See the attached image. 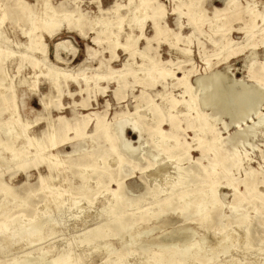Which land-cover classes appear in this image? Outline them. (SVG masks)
<instances>
[{
	"label": "bare ground",
	"instance_id": "obj_1",
	"mask_svg": "<svg viewBox=\"0 0 264 264\" xmlns=\"http://www.w3.org/2000/svg\"><path fill=\"white\" fill-rule=\"evenodd\" d=\"M42 1L43 5L30 21V29L22 32L27 40L25 47L7 36L0 40L25 52L17 57L20 72L12 75L6 60L14 56L0 47V247L4 246L7 254L19 251L21 256L12 264H87L89 253H103L106 259L102 264H130L128 257L132 254V245H136L141 253H148L149 249L141 238L153 231L149 228L131 236L134 225L162 222L164 219L168 221L171 216H176L204 228L209 236L213 228L211 223L224 206L233 213L227 217L230 222L214 230V235H217L213 236L214 243H207V235H203L199 242H191L195 233L188 229L180 245L173 240H165V245L156 247L157 254L151 252L152 257L140 260L139 264H217L221 256H226L232 248H238V242L223 233L230 224H234L232 230L235 236L240 235L245 249H249L254 242L250 217L247 213H239L238 209L250 203L254 206L257 195L261 198V207L264 206V192H257L258 185L264 189V178L260 179L259 174L252 170L246 172L243 169L245 176L243 180H238V185L243 187L246 195H250L248 200L232 186L233 178L229 174L242 170L241 165L246 158L245 154L237 151L239 139L246 135L254 136L256 127L264 126V117L252 123L248 133L237 126L234 137H221L217 127L219 123L224 125L223 117L236 123L237 117L256 106L262 92L255 86L235 87L225 83L221 73L212 68L227 67L230 60L247 52V79L261 87L264 60L258 63L254 54L258 48L264 49V0H243L241 3L238 0H222V7L214 9L212 16L206 14L204 0H175L186 8V21L191 29V34L181 40L177 37L178 33L170 30L164 22L166 11L162 4L155 3L157 0H128V5L124 7L115 1L108 9L103 8L101 0H94L100 17L87 16L82 11V0H63L65 6H72L68 10L47 7L49 0ZM12 6L18 18V27L22 29L21 23L28 20L31 9L23 0H13ZM120 10L127 12L122 14ZM0 12L3 23L4 9L1 5ZM141 12L144 18L138 17ZM146 20L152 25L151 36L144 32ZM126 25L129 32L125 30ZM204 25L211 35L203 34ZM133 27L139 30L138 35L134 34ZM62 29L101 48L97 51L86 46L85 63L92 61L96 54L101 55L105 62L99 61L98 67L93 70L99 71L105 65L107 78L114 74L119 77L106 79L105 75L93 77L71 73L63 61L59 62L66 65L65 68L49 66L46 62H51L45 59L48 53L46 39L56 37ZM235 32L244 34L242 41L233 40ZM201 34L206 42H201ZM180 41L186 49L178 46ZM141 42L145 43L143 49L139 47ZM63 43H57V47L61 49ZM153 43L159 47L168 45L175 53L176 61L163 60L159 51L151 47ZM192 43L202 47L208 44L212 48V54L199 53L204 64L203 75L197 74L191 62L188 47ZM63 49H67L65 45ZM118 52L127 60L121 68L115 69L111 62L119 59ZM41 57L44 59L38 61ZM212 58L216 59L215 63H212ZM41 62L49 70L37 73L35 71L40 68ZM26 64L34 80L22 75ZM16 77H19L17 83L14 81ZM39 77H44L47 82L46 93L39 91ZM102 80H106V87H100ZM61 81L65 83L69 97H81L80 102H72L73 114L76 113V106L85 110L98 108L97 94L107 97L109 84L117 86L113 94L119 105L128 96L126 90L134 91L136 87L140 90L138 95L133 94L135 104L132 111L128 105H123L111 116V105L106 101L101 113L91 111L69 121L64 116L54 118L52 115L53 111L64 112L67 109L62 104L65 92ZM73 84L78 89L76 93L71 90ZM30 94H38V105L41 107L32 119L24 111H35L28 108V102H22V98ZM204 110L209 113H204ZM164 124L169 127L168 131H164ZM127 131L136 137L141 150L139 153L137 150L127 152L121 140L122 133L126 135ZM66 146L70 150H66ZM144 147L151 150L150 159ZM193 152L199 157L191 161L189 156ZM154 154L164 157L165 166L173 169V175L134 194L127 181L136 171L150 180L154 178V181L156 172H167L165 167L158 170V164L150 163ZM112 159L118 161L119 171L116 174L110 168ZM203 161L205 164H202ZM218 165L222 168L220 173L216 171ZM42 170L47 172L46 176L41 174ZM30 171L38 175L39 189L35 192L43 194L41 202L44 209L40 211L37 204H26L35 213L28 220H23V215L10 213L16 202L22 203L12 182L17 174L23 173L28 177ZM221 174L226 177L223 183L220 181ZM111 183H115V189L109 187ZM88 184L101 187L103 191L97 190L86 197ZM221 189L231 190L232 201L227 205L221 198ZM71 194L75 196L74 200ZM95 196L103 198L99 212L83 217L79 212L72 217L71 223L64 220L72 209H80L82 200L77 201L76 197L84 199L83 204L91 207ZM73 232L81 233V249L77 246L67 252H59L50 261L43 259L44 250H40L36 257L31 256L33 244ZM22 242L24 245H21ZM114 243H119V246L114 247ZM203 245L208 246L206 251ZM152 250L155 249L152 247ZM262 257L264 262V253ZM226 261L221 264H227Z\"/></svg>",
	"mask_w": 264,
	"mask_h": 264
},
{
	"label": "rangeland",
	"instance_id": "obj_2",
	"mask_svg": "<svg viewBox=\"0 0 264 264\" xmlns=\"http://www.w3.org/2000/svg\"><path fill=\"white\" fill-rule=\"evenodd\" d=\"M26 5H28L31 9L30 11V16L28 18V20H24L22 24V29L21 27H18V21H17V16H15L14 14V7L12 6L13 4V0H0V5L2 7V9H4V18H3V23L0 21V40L3 39L2 37H9L10 39L13 40V42H17L22 44L24 47L27 45V40L25 39V37L23 36L22 32L25 29H30V21L34 19L35 14L38 11V8H40L43 5V1L42 0H23ZM83 4H82V11L84 13L87 14V16L89 17H100L101 14L98 12V9L96 8L95 4H94V0H82ZM117 1L121 6H127L128 5V0H101L102 6L104 9H108L110 7H112L114 5V2ZM186 2V0H183ZM240 3L243 0H238ZM45 2H48L47 0H45ZM155 3H160L162 4L164 10L166 11V18L164 20V22H166L167 27L172 30L175 31L177 34V37L181 40L184 39L186 37H188L191 34V29L190 27L187 25V21H186V8L184 6H180L178 5L177 1H172V0H157V2ZM55 6V7H62L66 10L72 8V6H65L64 5V1L63 0H49L48 2V6ZM222 7V0H204V9L206 11V14L208 16H212L214 9H219ZM127 11L124 10H120V13L124 14ZM35 13V14H34ZM150 12H148L149 14ZM2 16V13L0 12V18ZM105 16V15H104ZM144 18L143 12L139 13L138 17ZM5 20V21H4ZM65 24V23H64ZM181 26V28H180ZM235 28L238 27V25H234ZM134 28V34H139V30L136 29V27ZM125 30L127 32H129V28L126 25ZM203 34L204 35H211V33L208 31L207 26L204 25L202 28ZM144 32L147 36H151L152 35V25L150 22H148V20H146V24L144 26ZM174 32V33H175ZM91 37H93L91 35ZM244 37L243 33H237L235 32L232 36L234 41H242ZM201 42H206L204 39V36L201 34L199 36ZM62 43L65 45V48L67 49H63L62 44V48H58L57 47V43ZM66 42V44H65ZM69 43V44H67ZM46 44H47V56H46V60H49L51 63H49L48 61L46 63H48L49 66L51 65H56L55 67H61V68H65V66L67 65L68 71H70L71 73H83L84 75L87 76H102L105 75L108 76V74L106 73V66L103 65L105 62L103 61V58L101 55L96 54L93 57V60L90 61L89 63H85V58H86V46H91L93 48H95L97 51H101V48L98 47H94L92 42H90V40L87 41H83L80 40L78 37H76L73 33H69L67 31H65L64 29L61 30V32L56 36L53 37L52 39H46ZM2 46V47H1ZM179 47H183L185 48L184 44L180 41L178 43ZM0 47L1 49H5L6 51H10L12 52V55L14 57H9L6 60V65H9V69L12 75H17L19 71L18 69V58L20 57V53H25L24 49L20 48V49H16V48H12V46L10 44H5L2 43L0 41ZM140 49H143L145 47V43L141 42L139 45ZM151 47H153L154 49H156L157 51H159L161 57L163 58V60H168V61H176V55L175 53L170 50L168 48V45H160V47L156 44L153 43L151 45ZM159 47V48H158ZM202 46H198V44L196 43H192L188 49L191 52L190 53V57H191V62L193 63L194 67L197 69V74L198 75H203L204 74V64L202 62V60L200 59V55L199 53L202 54L203 52H206L209 54H212V48L206 44L204 45L202 48ZM186 49V48H185ZM206 50V51H205ZM119 53V59H115L111 62V65L115 68H121L122 63L126 62L127 57L124 56L121 52ZM247 55V52H246ZM246 55L240 56L234 60H230L228 62L227 67L226 66H221L219 68H217L216 66L213 67L212 69L214 70H218V72L221 73V76L224 80L225 83L228 84H233V86L235 85V87H238L240 85H244L245 87L247 86H255V88L257 87V89L262 92V96L259 99V101L257 102L256 106L249 110L248 112L243 113L242 115H240L239 117H237L235 120V122L237 123H233L230 121L229 118L227 117H223L222 118V122H224V125H222L221 123H219L220 125L217 127L218 133L221 137L226 138L227 136H231L234 137L235 136V132L236 130L239 129L243 130L244 132L248 133V130L250 128V126L252 125V123H255L257 121V119L263 118L264 117V79L263 81L260 82L261 87H258L255 82L253 80L249 81L247 79V64L248 61L246 59ZM255 59L258 63H262L264 60V49H260L258 48L256 53L254 54ZM45 57V56H44ZM44 57H41V59H37L38 61H41L42 59H44ZM106 59L109 58V56L106 54L105 55ZM58 59V60H56ZM104 62L102 65L103 67L100 68V70H93L94 68L98 67L99 61ZM10 61H12V63H9ZM59 61H63L66 63V65L61 64V62ZM216 59L212 58V63H215ZM52 67V66H51ZM92 68V69H91ZM89 69V70H88ZM49 70L48 67L43 64V62L40 63V68L37 69L35 72L38 73V71H42L45 72ZM23 76L26 77L27 79L29 78L30 80H34V76L33 73L31 71V69L27 66L26 64V68L25 70L22 72ZM101 74V75H99ZM22 76V77H23ZM21 77V76H19ZM19 77H16V79L14 80L16 83L19 81ZM117 78L119 77L118 74H114V75H110L108 78L106 77V79H110V78ZM129 79V78H128ZM194 78H192L193 81ZM39 91L40 93H46L47 89H48V85L46 80H44V77H39ZM132 80L130 79V82ZM61 85L63 86V100H62V104L67 107V109L63 112H55L53 111L52 115L54 116V118H56V116H64L66 119H68L69 121H72V119H79V117L81 115H86L88 113H90L91 111H96L101 113L104 107V104L106 101H109L111 107H110V113L111 116L113 115L114 111L119 109V106H123V105H128V109L129 110H133V106L135 104L134 102V98H133V94L134 95H138V92L140 89H138L137 87L135 88L134 91H130V90H126V94L128 95L126 97L125 102H123L121 105H119L116 102V99L114 98V90L116 89V84H109V89H108V96L107 97H103L100 94H97L98 96V100H99V107H95L94 110H85V109H81L79 106H76V113L73 114L71 113V108L73 107V100L75 102H80L81 97L80 95H74L73 98L69 97L66 93L65 90V83L61 81ZM100 87H106L108 84L106 82V80H102L99 83ZM21 86H23V84H21ZM92 87V85H91ZM263 87V88H262ZM263 89V90H262ZM22 90V88H21ZM72 92H77L78 89L76 88L75 84H73L72 88H71ZM18 95V104L19 107L21 109V97H20V93L17 94ZM92 95V94H91ZM85 97V95H84ZM28 98V99H27ZM38 94L33 95L30 94L29 97H23L22 98V102L24 104H26L28 102V108L31 107L33 108V111L35 112H31L29 113L28 110H26V113L24 111V114L32 119L34 118V115L36 113V111H40L41 107L38 105ZM69 107V108H68ZM27 108V109H28ZM61 113V114H60ZM204 113H209L207 111L204 110ZM79 114V115H78ZM236 124V125H235ZM238 126V127H237ZM43 125L41 126L42 129ZM164 131H168L169 127L166 126L164 124L163 127ZM34 130H37V132L39 131L38 128H34ZM255 135L254 136H250V135H246L242 138L239 139V143L237 146V151L241 152V154H245L246 158L245 161H243L241 167L242 170L236 172V171H232L231 174H229V176L231 178H233L232 181V186L239 192L242 193L244 195L245 191L243 189L242 186L238 185V180H243L244 179V172L243 169H245V171L247 172L248 170H252L254 173H258L259 174V178L263 179L264 178V126H260V127H256L255 130ZM191 135L188 134V138H190ZM122 141H124L125 145H126V149L128 153H132L134 150H137V152L139 153L141 150L139 149V145L137 143L136 137L127 131V134L124 135L122 133ZM131 143V144H129ZM69 146H66L65 149L66 150H70ZM139 150V151H138ZM144 151L146 152L147 158L150 159L151 156L149 155V153H151V150L148 147H144ZM143 152V151H142ZM145 152L143 154H145ZM190 160L193 161L196 158L199 157L198 154L196 153H191L190 154ZM250 160V161H247ZM247 161V162H246ZM150 163L153 164H158V170H164V167L166 169L167 172H156L154 175L156 178V181H154V178H152L150 180V178H146L143 175H140V173H138L137 171L134 173V175L131 178H128L129 181H127V184L133 189L134 194H136L139 191H143L142 189H147L156 185V183L158 181H163L164 178H169V176L171 177L173 175V169H168V166H165V161H164V157L163 156H157L156 154H154V157H152ZM160 164V166H159ZM202 164H205V161L202 162ZM247 164V165H246ZM163 165V166H162ZM169 165V164H168ZM118 161L116 159H112V161L110 162V168L112 170V173H117L119 171L118 168ZM160 168V169H159ZM216 171H218V173L222 172V168L221 166H217L216 167ZM161 172V173H160ZM41 174L46 176L47 172L45 170L41 171ZM115 174H113L115 176ZM163 175V176H162ZM37 178L38 175L35 171H30V174L28 175V177H26L23 173L17 174L15 179H13L12 184L17 188V192L18 195L20 197V199H22V203L19 204L20 201L16 202V204L14 205V208L12 209V211L10 213H16V215H23V220H28V217H30V215H32L33 213H35L34 209L31 206H26L29 204H37V210L39 209L40 211L42 209H44L43 207V203L42 198H44L43 194H41L40 192H35V190L39 189V184L37 182ZM159 178V179H158ZM163 178V180H162ZM158 179V180H157ZM226 177L221 174L220 175V181L221 183L225 182ZM6 180L10 181L9 177H6ZM155 182V183H154ZM154 183V184H153ZM20 186V187H19ZM220 186H223V184H221ZM89 187V189L87 190V194L86 197H88L91 194H94L95 192H97V190H100V192L103 191V188L101 187H96L94 184H88L87 188ZM110 188L115 189V183H111L109 185ZM19 188V189H18ZM136 188V189H135ZM67 189V188H66ZM71 189H73V187H71ZM69 190V189H68ZM67 190V191H68ZM263 186L258 185V189L257 192L258 193H262L263 191ZM73 193H76L74 190H72ZM146 192V191H145ZM144 193V192H143ZM72 195V194H71ZM105 194H103L104 196ZM221 198L224 201V204H228L232 201V197H231V190L229 189H221L220 192ZM94 196V195H93ZM92 196V197H93ZM258 198L254 201V206L253 204H248L245 207H241L238 209V212L241 214H249L250 217V228L251 231L253 233V237H254V242L252 244V246L249 249H245V242L243 241V239L239 238L240 235L235 236L234 231L232 230V228L234 227V224H230L229 227L225 228L223 230V233L228 235L231 239L235 240V242H238V248H232L230 250V252L226 255V256H221L219 260H217V264H221L223 262H225L227 259L228 261H226L227 264H241V262H243V264H262L263 260H262V253H264V250H262V246H264V206L261 207V198L259 195H257ZM73 198H75L74 195L71 196ZM98 196H95V200L93 201L91 207L87 206V204H83L84 203V199L82 198H78L76 197L77 201H81L80 202V209L77 211L76 209H72L71 213L68 214L69 216H65L66 219H64L67 223H71L72 222V217H75V215L77 216V213H81V216H86V215H90L96 212H99L100 209H98L101 205V200L103 198H97ZM246 197L250 198V195H246ZM74 200V199H73ZM42 203V204H41ZM20 205V206H18ZM43 211V210H42ZM233 213V210H230L227 206L223 207L221 210L220 215L216 216L213 220V222L211 223V226L213 227L211 232L209 233V236L207 235L208 232L204 229V228H200L197 224H194L192 222L186 221L184 218L182 217H176V216H171L170 219L168 221H166L164 219V221L162 222H155V221H151L149 223H144V224H139V225H134L133 228L130 231V235L134 236V233L137 232H141L143 230H147L149 228H153V231L151 233H149L147 236H144L141 238V240H143V242L146 244L147 249H149L148 253H141L140 250L137 249L136 245H132L131 248V252L132 253L129 257H128V261H130V264H139L140 260H144L147 259L149 257H152V253L157 254V250L156 247L157 246H161V245H165V240H173L175 242V244H181L184 240H183V234L186 232V230L188 229H192L195 233V235L193 236L191 242H199L200 238L203 235H207V241L209 240L210 245L212 243H214V238L213 236H217L214 235V230L224 227V225L230 220H227V217H229L231 214ZM79 217V214H78ZM182 230V231H181ZM185 230V231H184ZM240 231V230H238ZM182 232V233H181ZM81 235V233L79 232H73L71 234L65 235V236H61L58 238H53V239H49V240H45L40 242L38 245L33 244L32 245V251H31V256L36 257L37 255L40 254V250H44V260L50 261L51 259H53L55 256H57L59 254V252H67L68 250H72L74 248H76L78 246L79 248V236ZM145 235V234H144ZM182 235V236H180ZM212 236V237H211ZM241 237V236H240ZM125 238L128 237L125 236ZM164 242H163V241ZM73 241V242H72ZM21 245H24L23 242L21 243ZM74 246V247H73ZM119 243H114V247H118ZM4 247V246H3ZM3 247H0V264H12L14 262V260H16L17 258H19V256H21V254L19 253V251H15L13 253L7 254L5 253L7 250H5ZM152 247L155 250H152ZM65 248V249H64ZM202 248L206 251L208 249V246L203 245ZM47 249V250H46ZM27 250V249H26ZM5 251V252H4ZM2 252V254H1ZM3 252L5 254H3ZM152 252V253H151ZM88 254V253H86ZM255 254V256H254ZM136 258L135 260L134 257ZM88 256V262H86L87 264H102L105 261V255L102 253L100 254H90L87 255ZM232 256V258H230ZM236 257V259H235ZM138 258V259H137ZM229 258V259H228ZM242 258V259H241ZM240 260V261H239ZM231 261V262H230ZM235 261V263H234ZM233 262V263H232Z\"/></svg>",
	"mask_w": 264,
	"mask_h": 264
},
{
	"label": "snow or ice",
	"instance_id": "obj_3",
	"mask_svg": "<svg viewBox=\"0 0 264 264\" xmlns=\"http://www.w3.org/2000/svg\"><path fill=\"white\" fill-rule=\"evenodd\" d=\"M262 250H264V246H262ZM241 264H243V262H241ZM262 264H264V262H262Z\"/></svg>",
	"mask_w": 264,
	"mask_h": 264
}]
</instances>
